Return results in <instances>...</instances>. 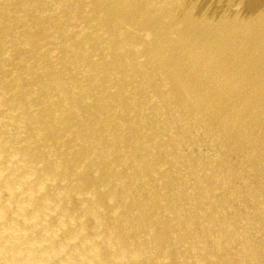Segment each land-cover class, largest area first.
Wrapping results in <instances>:
<instances>
[{
  "label": "bare ground",
  "instance_id": "1",
  "mask_svg": "<svg viewBox=\"0 0 264 264\" xmlns=\"http://www.w3.org/2000/svg\"><path fill=\"white\" fill-rule=\"evenodd\" d=\"M0 264H264V0H0Z\"/></svg>",
  "mask_w": 264,
  "mask_h": 264
}]
</instances>
